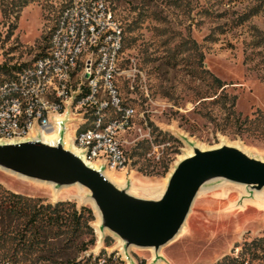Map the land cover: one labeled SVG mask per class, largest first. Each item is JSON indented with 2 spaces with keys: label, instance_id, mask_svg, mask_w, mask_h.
<instances>
[{
  "label": "rangeland",
  "instance_id": "obj_1",
  "mask_svg": "<svg viewBox=\"0 0 264 264\" xmlns=\"http://www.w3.org/2000/svg\"><path fill=\"white\" fill-rule=\"evenodd\" d=\"M68 1L0 0V84L45 54ZM111 7L124 31L123 68L135 71L119 82L120 94L135 115L121 138L129 162L108 176L127 190L133 184L134 197L155 199L194 147L232 144L264 161V0H111ZM67 123L73 128L78 121ZM0 188L43 205L90 209L96 240L79 253L64 237L59 243L35 236L25 231V219L3 223L0 214V264H264V252L249 249L264 235V207L260 213L249 207L252 188L208 182L160 261L153 249H125L100 228L84 203L87 193L75 185L52 187L0 169Z\"/></svg>",
  "mask_w": 264,
  "mask_h": 264
},
{
  "label": "built area",
  "instance_id": "obj_2",
  "mask_svg": "<svg viewBox=\"0 0 264 264\" xmlns=\"http://www.w3.org/2000/svg\"><path fill=\"white\" fill-rule=\"evenodd\" d=\"M123 36L111 0H69L45 54L0 84V141L52 135L56 143L64 130L65 143L87 162L125 169L121 138L135 111L124 105L119 82L135 71L123 68ZM72 118L78 121L73 128L67 123Z\"/></svg>",
  "mask_w": 264,
  "mask_h": 264
},
{
  "label": "water",
  "instance_id": "obj_3",
  "mask_svg": "<svg viewBox=\"0 0 264 264\" xmlns=\"http://www.w3.org/2000/svg\"><path fill=\"white\" fill-rule=\"evenodd\" d=\"M64 133L53 144L42 139L0 143V169L54 187L80 186L98 210L100 228L118 237L125 249H153L158 261L159 250L177 236L208 182L221 180L256 192L264 189V161L222 145L204 151L192 148L193 155L170 173L161 197L137 198L126 187L110 183L102 169L86 166L81 155L67 148Z\"/></svg>",
  "mask_w": 264,
  "mask_h": 264
},
{
  "label": "trees",
  "instance_id": "obj_4",
  "mask_svg": "<svg viewBox=\"0 0 264 264\" xmlns=\"http://www.w3.org/2000/svg\"><path fill=\"white\" fill-rule=\"evenodd\" d=\"M214 82L218 84L219 89L223 87L218 79H214ZM0 214L3 223L5 219H25V231H30L35 236L48 234L51 239L57 240L59 243L64 237L67 239V243L77 249L79 253L86 252L89 246L95 245V235L90 224L94 220L91 210L86 207L78 209L72 202L43 205L39 200L27 199L0 188ZM7 228H11L10 222ZM83 237L89 239L84 241ZM249 249L254 252H264V235L253 241L249 245Z\"/></svg>",
  "mask_w": 264,
  "mask_h": 264
},
{
  "label": "bare ground",
  "instance_id": "obj_5",
  "mask_svg": "<svg viewBox=\"0 0 264 264\" xmlns=\"http://www.w3.org/2000/svg\"><path fill=\"white\" fill-rule=\"evenodd\" d=\"M41 139H42L44 142L48 143V144H53V143H55V137L52 136V135L44 136V137L41 138ZM0 143H1V142H0ZM6 143H7V144H15L16 142H15V141H7ZM225 145L230 146V147H235V148L239 149L240 151H242L244 154L250 156V155H249L250 152L248 153L245 149L240 148L239 146L232 145V144H225ZM67 148L70 149L71 152H72L74 155H79V151H78L74 146H72L71 144L67 143ZM200 150L204 151L203 149H200ZM192 155H193V151H192V150H189V152H188L187 154H185L181 159H179V161L183 160L184 158L191 157ZM259 160L263 161V159H259ZM82 161H83V163H84L86 166H88V167H90V168H92V169H94V170L98 169V167H97L94 163H89V162H87V161L84 160V159H82ZM107 173H111V171L106 170V171L103 172L104 177H105L110 183H112V184H113L114 186H116L117 188H123V187H125V183H123L122 185L119 184V183H117L116 181H114L113 179H111V178L108 176ZM112 173H113V172H112ZM169 175H170V174H169ZM169 175H168V177L165 179L164 184H163V185H162V186L156 191L155 199H158L159 197H161V195H162V193H163V191H164V189H165V187H166V184H167V181H168ZM18 177H19L20 179H23V180H28V179H26V178H24V177H21V176H18ZM49 185L52 186L51 184H49ZM76 186L79 188L80 191L83 190V191H85V193L88 194V191H86L85 189L81 188V187L78 186V185H76ZM52 187H53V186H52ZM132 188H133V184L130 185V188H129V190H128V194H129V195H133V194H132ZM202 192H203V189H201V190L198 192L197 196H199ZM260 193H261V192H256V194H255V196H254V197H255V201H254V200H251L252 203L254 204V206H251V205L249 206V207L253 208V209L256 211V213H260L261 208L264 207V200H262V199L260 198ZM80 200H81V199H80ZM256 201H257V202H256ZM84 203L89 204V205L91 206V208L93 209V211L96 213L97 217L99 218L98 210H97V208H96L94 202L92 201V199H90V198H86V199H84ZM243 212H244V210H241L240 213H243ZM184 226H185V224L182 226L181 230L179 231V233L177 234V236H176L174 239H176V238L182 233V230H183ZM161 249H162V248H161ZM161 249L159 250V253H160Z\"/></svg>",
  "mask_w": 264,
  "mask_h": 264
}]
</instances>
